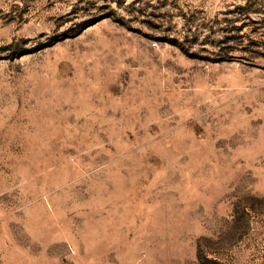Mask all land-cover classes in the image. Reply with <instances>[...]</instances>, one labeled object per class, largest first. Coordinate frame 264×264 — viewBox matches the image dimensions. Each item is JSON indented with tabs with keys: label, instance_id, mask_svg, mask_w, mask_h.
Listing matches in <instances>:
<instances>
[{
	"label": "rangeland",
	"instance_id": "obj_1",
	"mask_svg": "<svg viewBox=\"0 0 264 264\" xmlns=\"http://www.w3.org/2000/svg\"><path fill=\"white\" fill-rule=\"evenodd\" d=\"M0 264H264V0H0Z\"/></svg>",
	"mask_w": 264,
	"mask_h": 264
}]
</instances>
